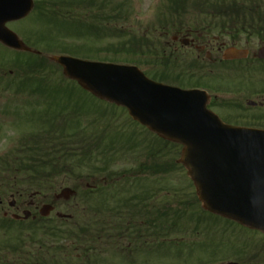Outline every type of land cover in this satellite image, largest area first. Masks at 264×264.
<instances>
[{
	"label": "rangeland",
	"instance_id": "obj_1",
	"mask_svg": "<svg viewBox=\"0 0 264 264\" xmlns=\"http://www.w3.org/2000/svg\"><path fill=\"white\" fill-rule=\"evenodd\" d=\"M50 1L51 0H36V8L38 5L42 6V8L46 7ZM195 1L196 0H180L179 4L181 5L179 7L177 6L175 11L173 8L171 10L172 14H174L178 11L177 9H180L178 12L179 14H175L178 17L171 18L173 15L168 14L167 20H174V23L180 24V22L190 23L203 19L205 14H203V12L199 13L200 9L196 8L195 5L205 4L204 2L207 0ZM216 1L217 0H210V3ZM83 3L81 2L79 5L80 8H82L81 10L75 11L74 13L70 12L69 14H73L77 17L85 15L88 17V19L86 18L87 23H97L100 28L109 30L108 33L100 35L97 34V36L95 34H90V36L87 35V37H80L78 33H70V31H68L70 26L63 24V22L60 23L59 19H52L50 14L42 13V11L38 12V10H34V12L26 18L16 20V22L9 24V26L10 29L14 33L18 34L25 43H30L34 49L40 50L45 57L47 56L49 58L55 54L60 55L63 53L61 51H65L64 48L77 46L88 50L89 53H75L73 51L69 52V50L66 51L71 55L73 54L82 58L86 56V58L91 57L93 59H101V61H104L105 59H117L121 60L118 62L125 63L123 60L127 61L128 59L133 60L135 58L138 60V58H141V55H138L139 52L134 56V53L130 51V46L128 44L125 45V43L129 34L139 36L140 34L144 35L147 33H149V38H152L151 41L156 43L158 46H161L166 55L172 54L173 48H167L163 44L164 42L166 43V41H170L172 39L170 35L166 36L164 32V30H168L164 29L167 21L161 22L159 19L160 16L164 17L163 15L170 11L169 9L167 10V8L172 4L171 0H107L105 3L106 13L111 14L113 17H117L114 21H101V18L97 19L95 14L103 13L104 11L98 9V6L96 7L97 9L94 8L91 10L90 7L86 5V9L82 6ZM183 7L187 8L181 15L180 13ZM63 10H61V12L65 13ZM98 16H101V14H98ZM154 24L157 27L152 26ZM183 54V52H179L173 54V56H177L179 60L184 59V61H186ZM18 55L22 56L19 57L21 59L27 58L28 56L21 53L16 54V52L8 47L6 48L0 43V157L2 155H4V157L12 155V153H15L16 150L22 148L24 143H27L28 145L31 144L27 140L30 139L29 137L32 134L38 136V133L40 132L37 129L42 130L41 128L44 127V124L42 125L41 123L44 119H47L46 113H51L54 110H63L64 107L63 113L69 114L72 118L71 121L66 122L68 127L74 129V132L84 134L101 133L105 138L104 143H108V145L110 144L113 148H115V145L119 148H126L127 146L125 144L130 143V135L133 131L137 132L135 135L138 140H142L143 143L150 145V142L154 139L153 144H160L158 140V143L155 141V137L147 132L146 129L142 126L135 125L126 110H123L120 106L117 107L98 98H94L88 92H84L76 84L69 82L61 83V86L57 88L59 90L64 88L67 91L63 92L64 95L62 100L59 101L58 104H53V106H50V102L45 99L44 96H27L25 93H16L17 89L15 87V80L19 78L20 70L14 63L18 59ZM50 63L52 66L49 65L47 69H54L53 75H55L56 79H60L63 75L61 66L53 61ZM139 66L142 69L146 68L148 70L147 65L143 66V63L139 64ZM219 77L220 76L215 75V77L204 78V80L207 79V83L211 84L210 86L214 90L209 88L205 89L209 90L213 95L217 94L220 97V91L216 90L219 89V85L231 87L233 84L227 80L220 82L221 79ZM193 82H197V79L185 80L183 77L180 84L188 85ZM55 100L58 101V99ZM217 110H219V108H217ZM219 111L222 118L224 117V112L227 113V111ZM104 143L102 142V145H104ZM79 144L80 143H75L71 146H73L74 150L80 152L78 146ZM159 147L164 148L165 146L160 144ZM143 149L145 150L144 154H147V146L143 145ZM139 152L140 151H138V155L140 154ZM77 157L69 160V165L76 167L75 164L78 162L76 160ZM124 157L126 159L128 158L126 155ZM126 159L121 158V161L117 162L118 165L116 166V169L120 170L121 168H125V166L130 163L126 162ZM128 159L131 160L133 158L131 157ZM93 160L96 162L95 159ZM60 162L62 164H66L62 161V159ZM100 164V162L97 163V166ZM88 174L89 170L85 168L75 170L74 174L71 173V175L67 176L66 180H69L67 182L69 184L67 185L81 189V186H79L78 183L80 177H83L85 179L84 181L88 183L90 181H94L93 177ZM159 174L160 175H155L157 176L155 179L156 181L154 179H146L148 180L147 183L149 184L150 189L152 191L155 190L154 192H156L151 199L152 204L156 203V206L161 208L164 207V203L167 202L171 205L168 210L176 212L175 210H177V208L181 209L186 207L187 202L191 200H193V203H197L194 199L196 196V189L192 184L191 178L188 177L186 169L176 167V169L164 176H161L163 175L162 173ZM78 175H80V177H78ZM102 176H106V174L101 173L95 177L100 178ZM60 179H63V176H61ZM62 187L63 186H59L54 193H57ZM54 193H51L52 197ZM11 200L12 198H9L8 196L5 205V209L9 208V216L11 217L14 212L22 214L23 209L19 212L12 210L11 207H9L8 203ZM37 200L40 202L42 198L40 199L38 197ZM23 201L24 200H20L19 203ZM74 201L68 204H63L62 202L58 203L55 212L50 215L51 219H57L58 212L68 213L69 208L75 203ZM39 206L41 207L40 204ZM191 208L192 209L190 210L199 214L200 204L193 205ZM38 211L39 208L36 210L34 209L33 212L38 213ZM189 213L192 215V212ZM2 216L3 211H0V218H2ZM189 220L190 219L186 218L185 220L180 221L178 227H172L171 231L176 234L169 236L166 239L172 238V240H176L181 237V234L178 232L188 230ZM161 237L162 236L157 239L155 244H158L159 247L157 249L162 251V264H170L173 261H180V256L173 257L172 254H169V250L187 247V244L189 243L185 241L179 243H168L166 240H162ZM162 242H164V244H160ZM169 242L171 241L169 240ZM198 246L201 247L203 244L201 243V245ZM0 264L4 263L0 261Z\"/></svg>",
	"mask_w": 264,
	"mask_h": 264
},
{
	"label": "water",
	"instance_id": "obj_2",
	"mask_svg": "<svg viewBox=\"0 0 264 264\" xmlns=\"http://www.w3.org/2000/svg\"><path fill=\"white\" fill-rule=\"evenodd\" d=\"M33 6L34 0H0L3 44L31 50L6 23L26 17ZM53 60L83 89L127 107L140 124L184 145L179 162L187 167L205 209L264 231V130L227 125L207 108V91L158 83L136 66L66 55ZM73 193L67 187L57 197L68 199ZM51 210L53 206L46 204L40 213L47 216ZM24 215L28 218L30 212Z\"/></svg>",
	"mask_w": 264,
	"mask_h": 264
},
{
	"label": "trees",
	"instance_id": "obj_3",
	"mask_svg": "<svg viewBox=\"0 0 264 264\" xmlns=\"http://www.w3.org/2000/svg\"><path fill=\"white\" fill-rule=\"evenodd\" d=\"M106 1L107 0H51L48 6L43 8L39 6L37 2V10L42 11V13H48L52 16V19H59L60 23L63 22V24L70 26L68 28L70 33L76 32L80 37H87V35L90 36V34H95L97 36V34H106L109 30L100 28L97 23H87L86 18L88 19V17L85 15V17H77L69 13L81 10L82 8H80L79 5L81 2H85L82 5L84 8L89 4L91 10L98 6V9L104 11L103 13L95 14L97 19L101 18V21H114L117 17H113L111 14L106 13ZM60 9H64L63 12L65 13H62ZM98 14H101V16H98ZM144 41L148 44L149 38L146 37ZM139 43L140 40L136 35L129 34L125 45L128 44L130 46V51L133 52L135 56V54L138 53L137 46ZM156 49L157 51L154 56V59H156L155 63L168 68L171 66V62H175V59H173L174 57L166 55L161 46H157ZM64 50H69V52L73 51L75 53H89L88 50L77 46L64 48ZM27 55V58L18 59L16 61V65L20 72L19 78L15 80V87L19 89V92L20 88L24 87H33V91H37L41 86H56L66 81L63 77L56 79L55 75H53L54 69H47L49 65L52 66L47 57L32 53ZM131 61L137 64L140 63L136 58ZM173 65L178 66L177 63L176 65L173 63ZM50 89L53 88L46 89L45 91L41 90V92L37 91L35 93L39 92V94H44V96L50 100V106H53V104H58L64 94L63 91ZM55 99H58V101ZM63 110H54L52 114L49 112L46 113V115H51V118L63 116L65 114ZM71 138L72 137L69 138L66 136H61L60 138L39 137L37 140L38 142H35L34 146L22 151L23 153L19 156L18 160H13L12 163L7 161V163L4 164L3 158V165L0 166V185L6 184L7 189L6 191L4 189H2V191L0 190V196L3 197L4 194L9 195L13 192H17L22 196L35 192L46 196L59 187V180L57 179H60L62 175L63 177L67 176L71 171H74V168L69 166L68 161L77 156L76 160L81 166L88 162L92 163V161H94L93 159L98 160V162L96 161L93 165L90 164L85 168L89 170V174L92 176L99 175V173L110 176L121 175L122 173L154 172L165 168L174 169L176 167H181L176 161L181 146L176 143L172 144L162 141V145L165 146L164 148L151 145V149L148 151L149 155L147 154L146 159L140 160L137 158L136 160H132L125 168L119 170L116 169L118 160H121L118 158V155H120L125 148H113L110 144L102 146L99 141L85 144L87 140H85V138L83 139V137H78L76 138L80 143L78 145L80 152H78L66 143L72 141ZM98 138L101 139L100 137ZM135 148L137 147L131 145L128 150ZM61 159L66 164H62L60 162ZM99 162L101 164L97 166ZM78 167L80 168V166ZM4 172L6 177L2 175ZM20 179L27 187L23 189L16 188L17 184L21 183ZM136 180H138L137 185L139 186L142 180L139 178ZM127 181L129 182V180ZM102 186L103 185H101L99 189H101ZM87 193L88 192L81 196L79 200L80 205L75 209V214L79 219L76 223L65 224L54 222L50 221L49 218L29 220L26 222L10 219L1 223L0 261L4 264H66L63 262L64 260H71V258H76L81 255H100L103 248H107L106 246L109 245V241L116 237L110 236L109 233L113 231H123L126 228L128 229L129 226L108 227L106 225L108 222L106 217L107 214H105L104 211H100L105 204L94 202V200L88 197ZM133 197L142 198L139 195L129 196L119 199L117 204H133ZM113 212L118 215L116 219L117 222L123 223L134 220L131 216L133 212L129 210H114ZM123 214L126 216L121 218L120 216H123ZM175 216L177 218V214H175ZM176 225L177 223L175 222L173 226ZM168 229L171 230L172 227L167 226L163 231L166 233ZM165 233L163 234L164 236Z\"/></svg>",
	"mask_w": 264,
	"mask_h": 264
},
{
	"label": "flooded vegetation",
	"instance_id": "obj_4",
	"mask_svg": "<svg viewBox=\"0 0 264 264\" xmlns=\"http://www.w3.org/2000/svg\"><path fill=\"white\" fill-rule=\"evenodd\" d=\"M205 13L208 15L198 21L171 23L165 34L172 37L166 41L167 46L173 48L172 53L183 52L188 68L197 76L218 75L221 82L227 80L233 84L231 87L222 86V99L214 104L215 100L212 99L210 103L215 111L217 108L227 111L223 117L225 122L264 129V0L222 4L220 10L211 6ZM151 76H154V72ZM68 181H64L63 185L67 186ZM78 183L88 190L96 188L84 179ZM0 204H4L2 200ZM39 204L43 203L33 196L21 203L17 201L11 209L20 212L31 207L33 212L40 207ZM123 209L113 206L106 209L108 227L124 225L125 222L117 223V215L113 213V210ZM0 211H3V217L9 216V208L2 206ZM57 216L64 220L70 219L62 212H58ZM127 224L135 228L119 232L120 236L110 241L111 250H117V253L78 257L65 262L162 264L163 254L155 244L157 234L154 226L146 232L147 239L153 236L154 246L150 243L147 246L144 244V230L140 227L142 224L139 226L137 221ZM113 235L117 233H110V236ZM185 242L189 243L187 247L169 250V254L180 256L181 259L170 264H264L262 231L212 213L200 214L195 219L192 229L186 233ZM201 243L203 246L199 247Z\"/></svg>",
	"mask_w": 264,
	"mask_h": 264
}]
</instances>
